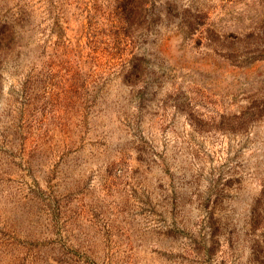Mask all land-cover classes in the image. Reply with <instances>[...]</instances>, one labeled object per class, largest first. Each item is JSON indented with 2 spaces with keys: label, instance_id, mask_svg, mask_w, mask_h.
I'll return each mask as SVG.
<instances>
[{
  "label": "rangeland",
  "instance_id": "rangeland-1",
  "mask_svg": "<svg viewBox=\"0 0 264 264\" xmlns=\"http://www.w3.org/2000/svg\"><path fill=\"white\" fill-rule=\"evenodd\" d=\"M0 264H264V0H0Z\"/></svg>",
  "mask_w": 264,
  "mask_h": 264
},
{
  "label": "trees",
  "instance_id": "trees-1",
  "mask_svg": "<svg viewBox=\"0 0 264 264\" xmlns=\"http://www.w3.org/2000/svg\"><path fill=\"white\" fill-rule=\"evenodd\" d=\"M131 13H132V10H131V9H130V10H128V11H126L125 18H126V19H129V18H130V15H131Z\"/></svg>",
  "mask_w": 264,
  "mask_h": 264
}]
</instances>
